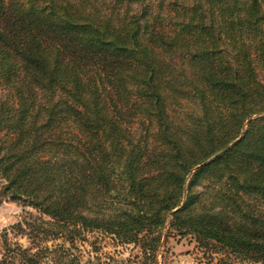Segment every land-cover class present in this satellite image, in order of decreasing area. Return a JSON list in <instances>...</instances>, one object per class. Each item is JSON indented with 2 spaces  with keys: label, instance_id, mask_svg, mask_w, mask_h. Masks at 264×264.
I'll return each mask as SVG.
<instances>
[{
  "label": "trees",
  "instance_id": "obj_1",
  "mask_svg": "<svg viewBox=\"0 0 264 264\" xmlns=\"http://www.w3.org/2000/svg\"><path fill=\"white\" fill-rule=\"evenodd\" d=\"M0 85V198L35 211L0 264H94V231L264 262V0H0Z\"/></svg>",
  "mask_w": 264,
  "mask_h": 264
},
{
  "label": "rangeland",
  "instance_id": "obj_2",
  "mask_svg": "<svg viewBox=\"0 0 264 264\" xmlns=\"http://www.w3.org/2000/svg\"><path fill=\"white\" fill-rule=\"evenodd\" d=\"M0 85V95L4 93ZM28 213L35 214L30 207L19 202L0 198V258L2 256L1 232L20 221ZM167 228L163 231L166 232ZM86 241L80 244L79 251L82 261L90 258L94 264H155L146 259L147 256L138 244L120 243L100 232H87ZM13 240L22 245L27 244L25 237L14 236ZM155 251L156 264H264L244 260L224 250L214 251L209 245L200 246L191 235L180 236L172 231L166 235ZM74 254V255H76ZM152 257V256H149ZM43 264H52L46 259Z\"/></svg>",
  "mask_w": 264,
  "mask_h": 264
}]
</instances>
